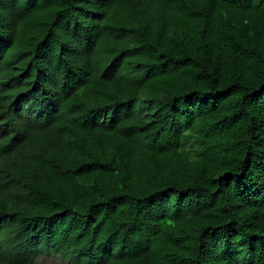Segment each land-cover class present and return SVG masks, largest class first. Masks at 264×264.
I'll return each instance as SVG.
<instances>
[{"label": "trees", "instance_id": "obj_1", "mask_svg": "<svg viewBox=\"0 0 264 264\" xmlns=\"http://www.w3.org/2000/svg\"><path fill=\"white\" fill-rule=\"evenodd\" d=\"M264 264V0H0V264Z\"/></svg>", "mask_w": 264, "mask_h": 264}, {"label": "rangeland", "instance_id": "obj_2", "mask_svg": "<svg viewBox=\"0 0 264 264\" xmlns=\"http://www.w3.org/2000/svg\"><path fill=\"white\" fill-rule=\"evenodd\" d=\"M36 264H65L62 259L58 256L43 257L39 256L36 259Z\"/></svg>", "mask_w": 264, "mask_h": 264}]
</instances>
